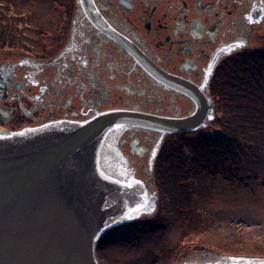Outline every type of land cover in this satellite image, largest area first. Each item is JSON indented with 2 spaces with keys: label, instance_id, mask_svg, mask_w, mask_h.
Wrapping results in <instances>:
<instances>
[{
  "label": "flooded vegetation",
  "instance_id": "1",
  "mask_svg": "<svg viewBox=\"0 0 264 264\" xmlns=\"http://www.w3.org/2000/svg\"><path fill=\"white\" fill-rule=\"evenodd\" d=\"M36 1L47 5L30 13L29 26L0 23V131L115 109L183 119L197 109L186 90L206 108L199 130L214 119V79L264 47V0H91L90 15L80 0ZM116 142L120 153L108 154L106 168L145 182L138 174L153 172L159 135L127 130ZM145 188L142 217L158 206ZM191 248L199 260L216 257Z\"/></svg>",
  "mask_w": 264,
  "mask_h": 264
},
{
  "label": "water",
  "instance_id": "2",
  "mask_svg": "<svg viewBox=\"0 0 264 264\" xmlns=\"http://www.w3.org/2000/svg\"><path fill=\"white\" fill-rule=\"evenodd\" d=\"M80 3L93 13L91 0ZM186 91L197 109L183 119L115 109L85 121L0 131V264H99L95 246L104 231L148 211L146 182L109 171L106 157L120 153L116 139L127 130L157 133L159 147L167 134L203 127L206 108L195 90ZM234 261L264 264V258L246 256L176 264Z\"/></svg>",
  "mask_w": 264,
  "mask_h": 264
},
{
  "label": "trees",
  "instance_id": "3",
  "mask_svg": "<svg viewBox=\"0 0 264 264\" xmlns=\"http://www.w3.org/2000/svg\"><path fill=\"white\" fill-rule=\"evenodd\" d=\"M214 80V124L189 134L168 135L158 151L153 171L158 201L155 212L109 230L98 248L112 230L116 231L113 241L122 239L133 244L140 236L170 224L180 227V240L162 254L159 264L179 261L182 252L193 246L220 255L264 258V237L257 242L234 229L218 237L214 233L216 225L195 208L194 192L184 185L192 171L223 174L225 163L242 155L238 149L240 136L264 132V47L246 55L236 63V69ZM194 153L203 159L192 161Z\"/></svg>",
  "mask_w": 264,
  "mask_h": 264
},
{
  "label": "rangeland",
  "instance_id": "4",
  "mask_svg": "<svg viewBox=\"0 0 264 264\" xmlns=\"http://www.w3.org/2000/svg\"><path fill=\"white\" fill-rule=\"evenodd\" d=\"M30 1L0 0V23L13 28L14 32L22 29L24 24L29 26L30 13L33 11L36 14L38 8L42 10L47 5L46 2L34 0L37 4L31 6ZM48 14L49 12L45 13L46 16ZM24 31L29 33L28 29ZM25 43H29L28 40ZM212 124L213 120L207 127ZM240 137L238 149L240 147L242 155L234 162H226L223 174H195L192 171L184 185H188L194 192L195 208L201 211L208 222L216 225L214 233L218 237L230 234L234 229L235 232L261 242L264 237V132ZM167 138H163L158 149ZM202 159L196 153L192 155V161ZM153 174H138L139 177H144L147 185H151V190L156 188ZM154 194L157 196L156 190ZM180 234V227L168 224L163 229L140 236L133 244H128L122 242V239L113 241L116 231L112 230L106 234L103 245L99 248L96 246L95 253L99 264H158L162 254L178 244ZM184 253L180 255V260L184 262L200 259L192 250ZM210 256L229 255L213 252Z\"/></svg>",
  "mask_w": 264,
  "mask_h": 264
},
{
  "label": "snow or ice",
  "instance_id": "5",
  "mask_svg": "<svg viewBox=\"0 0 264 264\" xmlns=\"http://www.w3.org/2000/svg\"><path fill=\"white\" fill-rule=\"evenodd\" d=\"M136 211H139V210L137 209ZM129 218H131V216ZM233 264H240V262L234 261ZM244 264H255V262L247 261V262H244Z\"/></svg>",
  "mask_w": 264,
  "mask_h": 264
}]
</instances>
